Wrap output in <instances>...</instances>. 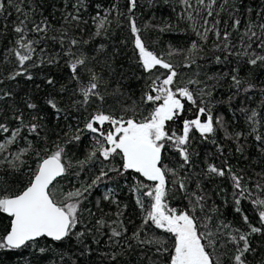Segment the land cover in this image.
<instances>
[{"label": "snow or ice", "instance_id": "6c2138e0", "mask_svg": "<svg viewBox=\"0 0 264 264\" xmlns=\"http://www.w3.org/2000/svg\"><path fill=\"white\" fill-rule=\"evenodd\" d=\"M46 4L47 0H0V36L6 37L9 28L12 34L9 46L0 50V63L6 65L0 71V252L20 257L21 264L45 260L49 264H72L65 252L54 249L67 246L73 255L90 256L92 245L106 242L111 264H132L130 259H123L125 256H136V264H250L249 257L257 251L253 246L256 240L264 244V169L255 177L246 176L225 160L222 166L208 164L203 171L204 180L230 181V200L223 187L216 194L224 196L223 207L238 214L242 226L222 218L221 205L212 200L200 174L193 176L190 170L192 157L198 155L193 146L197 134L216 145L221 156L224 149L216 137L223 132L226 139L235 142L237 153L243 155L253 146L264 157V87L258 88L255 82L256 70H264V0H252L251 4L246 0H175L171 11L197 37L183 50L187 61L183 67L195 65L199 69L187 79H181L177 66L164 54L152 49L154 42L146 35L170 31L172 23L149 20L138 25L140 0H125L123 5L112 0L106 8L95 4L99 10L91 16L95 30L90 39L109 35L111 17L127 20L135 66L148 77L140 103L150 107L133 108L131 115L125 109L120 116L97 107L82 128L78 125L70 136L65 133V144L80 141L85 131L94 134V144L85 158L77 161L75 172L61 143L54 145L55 151L48 148L49 137L43 131L37 103L25 98L24 108L36 113L25 116L15 103L13 90L4 87L6 82H18V78L34 81L32 69L63 62L75 85L73 95L80 99L62 108L55 97H49L46 104L56 119H67L73 106L107 102L109 94L100 91L107 82L94 68L101 63L98 57L105 45L95 48L94 54L88 53L83 45L89 40L79 38L85 30L81 26L89 23L83 13L90 5L85 0H61L62 23L57 28L54 13L45 14ZM13 14L15 18L10 21ZM53 44L60 48L55 55L48 54ZM209 46L219 53L214 57L216 64L231 63L235 57L238 66L208 74L198 59L207 62L202 53ZM5 51L12 59L5 58ZM180 51L170 48L167 55ZM118 54L114 51L105 56L104 66L111 69L110 61ZM242 67L248 68L252 78L241 77ZM222 80L229 85L226 111L231 119L215 111V93ZM46 83L54 86L55 80L47 78ZM257 91L260 101L252 106V94ZM187 113H192L191 118ZM178 121L182 125L179 132L172 127ZM169 150L179 156L184 175L164 163ZM116 157L122 160L120 167L101 164L98 173L85 176L72 190L57 189L70 176L80 178L87 165L97 160L111 163ZM29 159H33L34 167ZM128 172L142 178L130 189L141 210L139 224L132 219L125 222L128 206L121 205L111 188L100 194L93 207L88 205L101 185L108 187L105 181L113 180L112 174ZM172 189L188 201L183 210L169 205ZM104 202L115 205L116 210L105 212ZM128 225L133 226L131 232ZM26 251L30 259L24 258Z\"/></svg>", "mask_w": 264, "mask_h": 264}, {"label": "trees", "instance_id": "16d2710c", "mask_svg": "<svg viewBox=\"0 0 264 264\" xmlns=\"http://www.w3.org/2000/svg\"><path fill=\"white\" fill-rule=\"evenodd\" d=\"M90 6L87 12L83 13L84 19L88 20L87 26H81L85 30L79 34V38L84 40H89V43L83 45V48L87 50L88 53H93V50L99 47L100 44L105 45L104 53H102L98 59L101 60L100 64H95L94 68L97 74H99L106 84L101 86V92H107V102L101 104L99 101L92 107L87 105H82L79 108L73 106L69 108V116L64 119L63 116L60 119L55 118L54 111L50 109L46 100L49 97H55L62 108H68L72 100H79V96L73 95V89L75 87L74 83L70 80L69 72L63 62L58 65H43L41 68L32 69L34 75V81H26L23 78H18V82H6L5 88H10L15 93V103L24 111L25 116L36 115L32 110H27L24 108L25 98H30L32 102L37 103L39 114L43 117L44 133L49 137L47 141V146L52 151H55L54 145L56 143H61L65 147L67 154V160L71 161L73 164L72 171L75 172L78 169L77 161L83 160L89 150L94 144V134L85 131L80 141H74L71 144H65L64 142L69 136L74 134L76 127H83L90 113H93L97 107L102 108L106 112H111L117 116L124 115L125 109L128 110L127 114L131 115L133 108L142 110L146 106L140 103V98L145 91L147 74H144L142 70L136 68L134 62V50H133V37L130 32L127 20L122 16L111 17V23L107 25L109 30V35L107 37H95L90 39L91 33L95 30L94 24L91 20V16L94 12L99 10L95 9V4H100L102 8L110 7L112 0H85ZM239 3V0H237ZM252 0H246V4H251ZM119 3L123 5L125 0H119ZM175 0H169L168 4L162 3V0H140V8L137 11V21L138 25H143L146 21L151 20L152 23L161 24L162 22H170L174 25L173 29L165 32H150L146 33L150 40L153 41L151 47L153 50L164 54V58L170 60L174 65L177 66V70L181 74V79H187L194 75L199 69L193 65L191 68L183 67L187 61L185 60L186 53L183 51L188 48L191 41L197 39V37L192 33L191 29L187 27L186 23L182 20L177 19L175 12L171 11L172 6H174ZM59 9V10H58ZM123 10V9H122ZM63 11L61 7V0H47L45 14L49 12L54 13L55 19L54 24L57 28L62 23L60 13ZM15 15L9 17V20H13ZM224 19H227L225 16ZM71 34V31H70ZM12 39L11 29L9 28V33L6 37L0 36V50H4L9 46V42ZM180 49L181 51L172 56H168L167 53L169 49ZM60 51L58 45H51L50 52L48 54L55 55ZM114 51H118V55L110 61L111 69L107 68L103 64L105 56L111 55ZM219 53H214L209 46V50L202 53L206 58L205 60H199L198 63L201 64L208 72V74H217L223 71H228L230 68L237 65L235 57L231 58V63L228 64H216L214 57ZM6 59H12L8 57L7 52H4ZM5 64L0 63V71H2ZM162 72L164 70H161ZM203 75V72L201 73ZM241 77L252 78L247 67H242L240 72ZM47 78H52L55 80V85L50 86L46 83ZM255 82L259 87H264V70H256L255 72ZM39 85V88L36 87ZM65 89L61 91V89ZM218 90L215 93V111L223 113L229 119H231V113L226 111L228 104L226 103L227 96L229 94V85L227 81L222 80L217 86ZM252 106H256L260 101V95L257 91L253 93ZM10 103L12 101H9ZM234 103H239L235 101ZM188 118H191L192 113L186 114ZM127 118V117H125ZM71 125V130L69 129ZM181 123L178 121L172 127L179 132L181 129ZM247 127V125H244ZM105 127H108L105 125ZM217 143L223 146V155L217 151L216 145L202 140L197 134L193 140L194 150L198 155L192 157V168L191 173L193 176L200 174L201 179L203 177V171L206 169L208 164H216L217 166H222L224 161L227 160L234 170H243L246 176H253L260 173L264 169V157H262L253 146H249L245 153L241 155L235 151V142L228 140L224 137L223 132H220L216 137ZM248 144L251 145V140H248ZM247 157V159L245 158ZM28 163L33 167L35 166L33 159H29ZM164 163L170 167L175 168L180 171L181 175H184V170L180 169V158L179 156L169 150L165 154ZM101 164L105 166H115L120 167L122 165V160L120 157L114 158L111 163L107 161L97 160L86 166L85 170L81 171L80 178L75 176H70L68 180H63L57 185V189L61 192L70 191L74 186H78L83 183V178L85 176H92L98 173ZM113 175V180L105 181L107 188L103 185L99 188V191L90 197L88 201L89 207H93L95 200L99 198L100 194L108 191L111 188L115 193V198H118L121 205H127L125 210V215L123 219L127 222L128 219H132L136 224L140 223L141 210L135 204V196L130 191V189L139 182L142 178L133 172L125 173L123 176ZM150 183V182H145ZM202 183L215 201V204L221 205V211L223 212L224 219L232 221L237 226H242V221L239 219V215L233 213L230 208L223 207L224 196L217 195L219 188L223 187L227 189V198L231 199V184L228 180H221L215 178L212 180L202 179ZM171 187V186H170ZM168 203L171 207L183 210L185 205L188 203L183 196L177 192L175 189L169 194ZM211 203V202H210ZM147 204V200H146ZM246 209L249 208L247 203L243 205ZM105 212H114L116 210L115 205H111L108 202H104L102 205ZM99 215V211L97 210ZM251 215V213H249ZM6 222V220H5ZM129 232L132 231V225H128ZM158 235L164 237V233H157ZM255 239V238H254ZM256 247L257 251L254 255L249 257L250 264H264V244H260L258 240L253 245ZM94 251L92 255H80L78 252L73 255L69 252L66 247L62 249H54V252H65L66 259H70L72 264H111L108 259L106 250L108 245L106 242H102L100 245H92ZM79 256L77 260L76 257ZM24 258L30 259L28 252H25ZM124 260H131L132 264H136L137 257H123ZM0 264H21V258L14 256L11 253L0 252ZM40 264H49L48 261H41Z\"/></svg>", "mask_w": 264, "mask_h": 264}, {"label": "water", "instance_id": "95a60500", "mask_svg": "<svg viewBox=\"0 0 264 264\" xmlns=\"http://www.w3.org/2000/svg\"><path fill=\"white\" fill-rule=\"evenodd\" d=\"M136 174V173H135Z\"/></svg>", "mask_w": 264, "mask_h": 264}]
</instances>
